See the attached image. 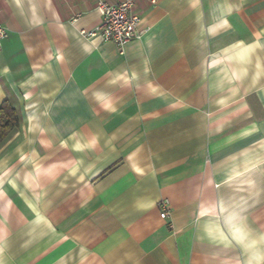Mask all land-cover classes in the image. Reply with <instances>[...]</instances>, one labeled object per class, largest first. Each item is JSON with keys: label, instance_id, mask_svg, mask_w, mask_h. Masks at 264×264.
I'll return each instance as SVG.
<instances>
[{"label": "crops", "instance_id": "obj_1", "mask_svg": "<svg viewBox=\"0 0 264 264\" xmlns=\"http://www.w3.org/2000/svg\"><path fill=\"white\" fill-rule=\"evenodd\" d=\"M97 2L0 0V264H264V0Z\"/></svg>", "mask_w": 264, "mask_h": 264}, {"label": "built area", "instance_id": "obj_2", "mask_svg": "<svg viewBox=\"0 0 264 264\" xmlns=\"http://www.w3.org/2000/svg\"><path fill=\"white\" fill-rule=\"evenodd\" d=\"M136 1L121 0L115 3L98 0L97 9L102 17L101 26L95 31L83 29L81 30L82 34L88 38L100 36L103 41L112 40L119 45H124L129 40L140 37L142 33L139 28L141 17L135 9ZM8 35V28L0 22V51L2 42ZM161 206V215L166 218L170 213L169 200H162Z\"/></svg>", "mask_w": 264, "mask_h": 264}, {"label": "trees", "instance_id": "obj_3", "mask_svg": "<svg viewBox=\"0 0 264 264\" xmlns=\"http://www.w3.org/2000/svg\"><path fill=\"white\" fill-rule=\"evenodd\" d=\"M19 125L17 109L9 101H4L0 105V143Z\"/></svg>", "mask_w": 264, "mask_h": 264}]
</instances>
